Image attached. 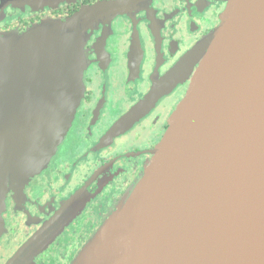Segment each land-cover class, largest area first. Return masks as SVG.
<instances>
[{
  "label": "water",
  "instance_id": "95a60500",
  "mask_svg": "<svg viewBox=\"0 0 264 264\" xmlns=\"http://www.w3.org/2000/svg\"><path fill=\"white\" fill-rule=\"evenodd\" d=\"M59 26L0 40V236L10 185L50 162L84 60ZM143 175L73 264H264V0H228Z\"/></svg>",
  "mask_w": 264,
  "mask_h": 264
},
{
  "label": "flooded vegetation",
  "instance_id": "af4514ba",
  "mask_svg": "<svg viewBox=\"0 0 264 264\" xmlns=\"http://www.w3.org/2000/svg\"><path fill=\"white\" fill-rule=\"evenodd\" d=\"M228 0H0V40L59 26L82 98L39 174L10 185L0 264H73L143 175Z\"/></svg>",
  "mask_w": 264,
  "mask_h": 264
},
{
  "label": "rangeland",
  "instance_id": "374dc122",
  "mask_svg": "<svg viewBox=\"0 0 264 264\" xmlns=\"http://www.w3.org/2000/svg\"><path fill=\"white\" fill-rule=\"evenodd\" d=\"M69 129H70V128H69ZM108 219H109V218H108ZM108 219H107L104 223H106V222L108 221ZM103 225H104V224H103ZM102 227H103V226H102ZM102 227H101V228H102Z\"/></svg>",
  "mask_w": 264,
  "mask_h": 264
}]
</instances>
